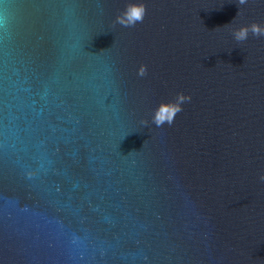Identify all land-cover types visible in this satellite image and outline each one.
<instances>
[{
	"label": "water",
	"instance_id": "95a60500",
	"mask_svg": "<svg viewBox=\"0 0 264 264\" xmlns=\"http://www.w3.org/2000/svg\"><path fill=\"white\" fill-rule=\"evenodd\" d=\"M252 23L264 0H0V264H264Z\"/></svg>",
	"mask_w": 264,
	"mask_h": 264
},
{
	"label": "clouds",
	"instance_id": "9594fccd",
	"mask_svg": "<svg viewBox=\"0 0 264 264\" xmlns=\"http://www.w3.org/2000/svg\"><path fill=\"white\" fill-rule=\"evenodd\" d=\"M239 5H245L248 0H237ZM146 7L142 2L128 3L125 8L115 17V24L125 28L135 27L137 24L144 21L146 15ZM249 34L254 37H264V24L252 23L250 25H242L233 30V38L238 43L244 42L248 39ZM147 68L141 65L138 69L137 75L145 76ZM191 97L183 93H177L174 100L160 103L153 111L151 123L157 128L165 125L171 126L176 116L183 111L182 105L190 101ZM142 124L147 127L148 122L142 121ZM259 180L264 183V174H261Z\"/></svg>",
	"mask_w": 264,
	"mask_h": 264
}]
</instances>
